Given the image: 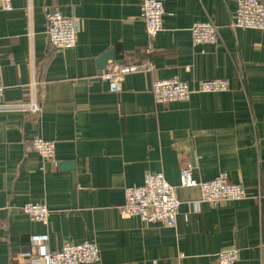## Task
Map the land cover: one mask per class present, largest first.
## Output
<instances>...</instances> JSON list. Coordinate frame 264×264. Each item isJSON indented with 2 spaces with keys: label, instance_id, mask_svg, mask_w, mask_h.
Listing matches in <instances>:
<instances>
[{
  "label": "crops",
  "instance_id": "1",
  "mask_svg": "<svg viewBox=\"0 0 264 264\" xmlns=\"http://www.w3.org/2000/svg\"><path fill=\"white\" fill-rule=\"evenodd\" d=\"M141 1L10 0L5 10L0 0V264H26L31 237L42 235L51 252L97 245L95 264H215L228 248L236 264H264V31L231 26L235 0H164L163 29L150 40ZM53 10L79 21L72 49L48 44ZM207 21L220 40L193 45L191 27ZM109 52L153 69L126 75L112 93L98 75ZM172 78L194 90L222 79L228 90L156 105L152 84ZM36 138L54 142L57 167L30 147ZM185 168L196 182L225 174L247 196L195 209L201 194L180 185ZM149 173L174 188V227L117 211ZM29 203L49 209L46 223L22 213Z\"/></svg>",
  "mask_w": 264,
  "mask_h": 264
},
{
  "label": "built area",
  "instance_id": "2",
  "mask_svg": "<svg viewBox=\"0 0 264 264\" xmlns=\"http://www.w3.org/2000/svg\"><path fill=\"white\" fill-rule=\"evenodd\" d=\"M231 26L242 30L250 29L264 31V1L262 0H235ZM164 0H142L140 18L145 24V33L150 40L155 39L163 29ZM1 8L10 10V0H1ZM46 38L50 48L54 50H69L76 45L79 21L75 15L63 16L59 11H48L45 14ZM190 37L193 45H212L220 40L218 27L212 21L195 22L190 29ZM149 53L150 50L146 49ZM153 69L150 62L140 64H120L117 61H108L101 71L99 78L108 83V90L118 93L125 76L130 73L148 72ZM228 82L222 79H213L200 82L194 89L185 82L176 78L156 81L152 84L151 91L156 105L186 102L195 93L225 92ZM4 85L1 77L0 65V101L3 98ZM4 109H11V106ZM28 110L39 112L36 104L28 105ZM30 147L42 158L44 162L57 167L55 160V146L53 141L42 138L33 139ZM180 185L182 187H196L200 192L199 201L193 203L195 209L201 202L216 204L235 200H243L246 193L240 184H230L228 176L220 174L216 179L208 182H196L189 168L179 172ZM125 201L117 211L124 217H135L141 222L159 223L167 227L176 224L180 202L177 199L174 188L168 184L161 173H149L144 176L141 186H131L124 191ZM21 211L34 222L46 223L50 211L45 205L25 204ZM47 236H32L33 250L25 252L22 258L26 264H95L99 260L100 250L97 245L89 242L78 244H64L58 252L48 251L45 242ZM238 250L228 248L221 250L215 264H236Z\"/></svg>",
  "mask_w": 264,
  "mask_h": 264
},
{
  "label": "water",
  "instance_id": "3",
  "mask_svg": "<svg viewBox=\"0 0 264 264\" xmlns=\"http://www.w3.org/2000/svg\"><path fill=\"white\" fill-rule=\"evenodd\" d=\"M105 57H106L105 59H109V58H111L112 61L115 60V57H113V55L111 54V52H109V53L107 54V56H105ZM106 65H107V64H106ZM106 65H105V67H106ZM105 67H104V68H105ZM102 68H103V67L101 66L100 69H102ZM104 68H103V69H104ZM103 69H102V70H103ZM102 70H101V71H102ZM101 71L98 73V75L101 74ZM105 84H106V86H107V88H108V83H105Z\"/></svg>",
  "mask_w": 264,
  "mask_h": 264
}]
</instances>
